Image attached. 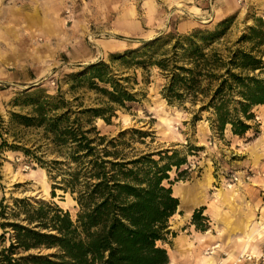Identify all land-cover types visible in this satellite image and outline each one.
Wrapping results in <instances>:
<instances>
[{"label": "rangeland", "instance_id": "374dc122", "mask_svg": "<svg viewBox=\"0 0 264 264\" xmlns=\"http://www.w3.org/2000/svg\"><path fill=\"white\" fill-rule=\"evenodd\" d=\"M228 19L224 35L213 47L233 46L256 26L257 19L264 27V0H0V223L27 225V214L41 206L45 211L57 206L74 221L80 211L77 194L65 188L70 174L79 168L75 157L82 153H75V144L70 141L63 147L55 145L41 125L24 127L13 120L14 114L35 117V108L52 99L61 108L50 110L49 117L70 112L69 122L75 130L80 124L84 130L96 127L109 140L129 132L116 149L105 143L103 147L110 152L116 150L127 159H136L177 151L186 163L178 171L173 168L165 185L172 187L173 193L180 187L195 202L207 206L196 210L205 208L208 236L213 228L224 236L213 245H220L214 256L221 254L226 259L222 264H235L246 253L259 257L264 252V168L259 171L264 165V108L255 107L249 132L234 138L230 127L223 133L212 127V115L201 112L200 103L168 104L162 95L167 80L150 64V58H156L152 51L146 57L145 52L133 57L141 60L143 56V64L112 61L113 55L142 49L145 43L158 39L162 48L170 49L168 36L214 31ZM260 50L264 60V46ZM98 63H105L109 76L136 94V101L124 107L111 103L100 91L110 90L109 85L88 74ZM91 109L105 110L108 121H84L80 113ZM237 144L241 151L247 150L244 155L236 149ZM16 146L20 150L12 148ZM246 155L250 166L242 165ZM154 159L159 160V156ZM55 161L63 164L54 165ZM250 169L255 176L247 180L245 172ZM233 176L238 181L232 182ZM185 209L180 200L179 211L170 221L175 237H169L170 245L158 244L172 256L182 249L180 242L189 241L190 236L194 240V232L188 231L192 218H184ZM13 236L11 228L0 226V251L9 248ZM199 240V248L188 243L193 253L202 250L198 260L212 256L207 255L209 244ZM15 253L19 258L46 256L56 250ZM198 260L195 264H201Z\"/></svg>", "mask_w": 264, "mask_h": 264}, {"label": "trees", "instance_id": "16d2710c", "mask_svg": "<svg viewBox=\"0 0 264 264\" xmlns=\"http://www.w3.org/2000/svg\"><path fill=\"white\" fill-rule=\"evenodd\" d=\"M229 22L225 20L214 31L170 35L166 38L172 44L170 49L162 48V40L158 39L145 43L142 49L113 55L112 61L143 64V56L141 60L133 57L141 52L146 57L152 51L151 56L156 58H150V64L166 77L162 95L169 105L200 103L201 112L211 113L215 130L223 133L230 127L234 136L243 137L251 129L253 109L264 105V60L260 50L264 46V27L262 20L257 19L256 26L249 28L248 34L233 46L213 47ZM246 43L251 46L246 48ZM107 71L105 63H98L89 68L88 74L91 79L109 85L110 90L100 89L109 101L120 107L136 101V94H131ZM59 108L48 99L35 108V117L14 114L13 120H19L24 127L41 125L55 145L63 147L70 141L75 144V153H82L75 157L79 168L70 174L65 188L77 194L80 211L74 221L57 206L47 207V211L41 206L27 214V225L0 223L2 229L11 228L14 233L9 248L0 251V264H169L167 249L158 244L170 245L169 237H175L170 221L178 213L180 201L165 182L170 181L173 168L180 170L186 160L177 151L172 155L167 151L127 159L107 147L116 149L117 143L122 145L129 132L109 140L96 127L84 130L80 124L75 130L69 122L70 112L49 117L50 110ZM80 114L87 122L93 118L108 121L105 110L91 109ZM105 143L107 147H103ZM12 148L20 150L19 146ZM23 152L31 154L27 149ZM204 210H195L192 215L191 224L199 232L208 230ZM40 249H55L56 253L14 257L17 251Z\"/></svg>", "mask_w": 264, "mask_h": 264}, {"label": "crops", "instance_id": "0c3cea01", "mask_svg": "<svg viewBox=\"0 0 264 264\" xmlns=\"http://www.w3.org/2000/svg\"><path fill=\"white\" fill-rule=\"evenodd\" d=\"M250 1V0H248ZM234 138H238V136H234ZM239 140V139H238ZM235 141V140H234ZM236 149L239 148V144L236 145ZM238 151H240V153H242V155H244V151H247V150H244L242 149H238ZM249 156L246 155L244 157H242V165L244 166H250L251 165V160H249L248 158ZM259 171L263 172V168H264V165H260L259 166ZM261 178V177H259ZM262 189L264 190L263 186H262ZM263 190H261L263 192ZM259 193H261L260 190H258ZM263 197H264V192L262 193ZM177 198L179 199V201L181 200V202L183 201L181 196H177ZM259 197H257V200H258ZM195 202V201H194ZM196 205L193 209V213L194 211L199 207V206H206L205 204H198L197 202H195ZM256 205V204H255ZM207 207V206H206ZM255 209V208H254ZM263 209V206H260L259 207V210L261 211ZM185 215V214H184ZM258 216V215H257ZM260 216H261V212H260ZM192 218V216L190 218H188L187 220L190 221V219ZM220 226L221 225V222L219 223ZM189 232H194V236L192 238H194V240L192 241L191 236L190 238L188 236V240L184 241V242H180L182 243V249H180L175 255L173 254L170 255L169 254V264H195L198 260V256L199 254L201 253L202 250H196L194 253L192 252L191 248L188 247V243L189 242H192L193 244H195L197 248H199V246L201 245V242L199 239L203 238L205 240V242H207L209 244V248L218 243V242H221V240L224 238V236H222V234L220 233H217L214 228H213V231H211V235L208 236V232H205V233H202V232H197L194 228L193 225L190 226V228L188 229ZM210 232V231H209ZM226 238H227V235H226ZM235 237H232L233 240ZM236 241V240H235ZM200 243V244H199ZM198 244V245H197ZM245 249V248H244ZM241 250V249H240ZM261 251H262V248H261ZM226 254V253H224ZM202 257V256H201ZM201 257L199 258V262L201 260ZM216 259L214 260V262L212 264H222V261H226V259H224V257L220 254L219 257H215ZM228 260V259H227ZM201 263V262H200ZM204 264V263H202Z\"/></svg>", "mask_w": 264, "mask_h": 264}, {"label": "bare ground", "instance_id": "6f19581e", "mask_svg": "<svg viewBox=\"0 0 264 264\" xmlns=\"http://www.w3.org/2000/svg\"><path fill=\"white\" fill-rule=\"evenodd\" d=\"M259 107L264 108V105H261V106H259ZM32 172L35 173V171H32ZM228 187H229V188H232L231 185L228 186ZM220 191H222V190H220ZM173 195H174L175 197H177V196H181V198H182V200H183V203L186 205L184 218H185V219L190 218V217L193 215V209H194V207H195V205H196V203L194 202V200H193V198L191 197V195H190L188 192L182 190L180 187H177V188L175 189V192L173 193ZM256 232H257V231H256ZM258 232H259V230H258ZM260 232H262V231H260ZM253 234H254V231H252V232L249 234L248 237H249V238H252ZM261 234H262V233H260V235H261ZM246 245H247V244H246ZM219 247H220V245H219ZM247 248H248V246H246V248L244 249V251H245ZM214 254H215V252L213 253L212 256H202V257H201V260H200L201 264H202V263H204V264H212V263L214 262V260L216 259L215 256H214ZM233 255H234V254H233ZM233 255H231L230 258H233Z\"/></svg>", "mask_w": 264, "mask_h": 264}, {"label": "built area", "instance_id": "2783aa9c", "mask_svg": "<svg viewBox=\"0 0 264 264\" xmlns=\"http://www.w3.org/2000/svg\"><path fill=\"white\" fill-rule=\"evenodd\" d=\"M245 176H246V179L249 180V179H251L255 175H254L253 170L250 169V170H247L245 172ZM231 181L232 182L238 181L237 176H233V178L231 179ZM217 249H219V244H217V245L213 246L211 249L207 250V255H213V253ZM244 262L245 263H248V264H264V252H262V254L259 257H257L256 255H253L251 253L242 254V255H240L237 258L235 264H242Z\"/></svg>", "mask_w": 264, "mask_h": 264}]
</instances>
